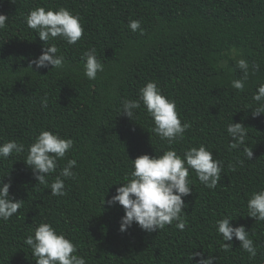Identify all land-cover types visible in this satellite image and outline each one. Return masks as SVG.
Segmentation results:
<instances>
[{
    "label": "trees",
    "instance_id": "obj_1",
    "mask_svg": "<svg viewBox=\"0 0 264 264\" xmlns=\"http://www.w3.org/2000/svg\"><path fill=\"white\" fill-rule=\"evenodd\" d=\"M36 7H63L80 17L83 35L76 44L49 41L65 58L62 69L29 66L45 47L25 20ZM0 14L8 16L0 29V144L25 145L23 153L0 158V179L11 182L14 200H23L9 220L0 219V264H36L24 241L40 223L70 239L86 264H196L201 257L190 259L193 252L215 257L213 264H264V221L247 216L251 194L264 189V114L252 115L259 107L253 94L264 83V0H0ZM130 20H139L143 33L131 31ZM93 48L104 71L89 80L83 54ZM240 59L249 65L246 80ZM236 80L243 81L242 89L233 87ZM149 81L175 100L178 118L190 124L171 145L152 131L143 105L135 121L120 114L122 100L138 99ZM232 121L247 127L244 146L252 148L251 160L242 148H229ZM43 130L74 142L48 185L38 183L24 162ZM200 145L223 169L214 189L189 170L185 228L174 221L148 232L133 223L121 232L123 207L102 200L130 178L131 159L169 149L183 156ZM68 159L77 161L75 175L65 179V195L54 196L50 184ZM226 216L234 227L245 226L255 257L235 237L224 251L228 242L216 221Z\"/></svg>",
    "mask_w": 264,
    "mask_h": 264
},
{
    "label": "clouds",
    "instance_id": "obj_2",
    "mask_svg": "<svg viewBox=\"0 0 264 264\" xmlns=\"http://www.w3.org/2000/svg\"><path fill=\"white\" fill-rule=\"evenodd\" d=\"M15 3V0H12ZM8 16L0 14V29L5 28ZM27 26L35 30L39 38L45 42V47L39 57L30 61L29 66L35 65L36 69L48 68L62 69L64 67V56L57 55L59 49L49 41L62 38L68 44H76L83 35V27L79 15L72 14L66 8L45 9L36 7L25 17ZM128 27L131 31L140 30L143 33L139 20H130ZM84 75L89 80H95L98 72L104 71V65L96 57L95 48L85 51L83 54ZM237 67L244 73V79L248 77L249 65L246 60L240 59ZM258 69V65L255 66ZM32 68V67H31ZM235 89H242V80L233 81ZM253 100L258 102L259 107L252 110L253 116L264 114V83L258 85L253 94ZM47 106V97L42 101ZM143 108L154 122L152 131L161 140H166L169 145L183 138L186 129L190 127L188 122L182 123L178 118L175 100H171L162 94L161 89L155 81H149L141 87L138 99H123L120 114L126 115L134 120L136 110ZM135 121V120H134ZM227 133L231 138L230 149H241L247 160L253 157L252 148L246 147L247 127L239 122H231L227 125ZM71 138H61L58 134L43 130L28 146L27 156L24 159L37 180L42 185H48L47 177L56 172L57 161L66 157V153L73 147ZM25 151V145L10 140L0 144V158H8L12 154H20ZM132 161L130 178L122 182L116 188L115 195L102 205L109 206L119 204L124 209V215L120 221V231L124 232L133 223L142 230L153 232L164 229L174 221L180 230L185 228L182 214L185 209L183 197L192 192L189 170L195 172L198 180L209 189H214L221 179L223 162L214 158L213 152L206 149L204 145L191 147L183 152V156L175 149L164 151L161 155L142 154ZM242 163V161H241ZM77 165L75 159H68L66 165L56 175L50 184L51 194L54 196L65 195V179L73 178L72 169ZM235 170V168H233ZM11 182L4 183L0 179V219L7 221L22 207L23 200H14L9 189ZM249 217L255 221H264V189L254 191L247 201ZM231 217H224L216 221L218 234L222 235V245L225 252L232 247L235 237L240 241V247L251 257H255L257 249L249 238V232L245 226L234 227L230 221ZM24 243L32 250L36 264H86L82 256H78L76 245L63 233L57 232L49 223H40L34 234L27 236ZM195 256L201 258L196 264H213L215 257L203 253H192L190 259Z\"/></svg>",
    "mask_w": 264,
    "mask_h": 264
}]
</instances>
